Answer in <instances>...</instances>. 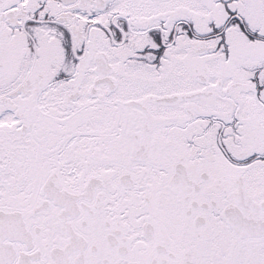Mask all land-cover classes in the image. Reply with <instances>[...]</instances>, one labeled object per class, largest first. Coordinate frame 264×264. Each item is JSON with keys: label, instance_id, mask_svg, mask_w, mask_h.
I'll list each match as a JSON object with an SVG mask.
<instances>
[{"label": "snow or ice", "instance_id": "obj_1", "mask_svg": "<svg viewBox=\"0 0 264 264\" xmlns=\"http://www.w3.org/2000/svg\"><path fill=\"white\" fill-rule=\"evenodd\" d=\"M0 264H264V0H0Z\"/></svg>", "mask_w": 264, "mask_h": 264}]
</instances>
